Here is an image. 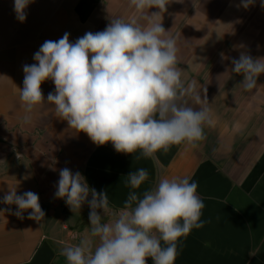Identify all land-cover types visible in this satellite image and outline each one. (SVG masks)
Masks as SVG:
<instances>
[{"label":"crops","instance_id":"0c3cea01","mask_svg":"<svg viewBox=\"0 0 264 264\" xmlns=\"http://www.w3.org/2000/svg\"><path fill=\"white\" fill-rule=\"evenodd\" d=\"M261 3L244 8L242 0H170L162 26L177 39L181 79L195 80L202 98L206 88L215 126L204 128L206 139L196 148L173 145L155 160H135L139 152L118 153L110 142L98 146L56 117L46 102L55 92L51 80L41 85L45 102L34 108L30 124L23 123L20 101L23 66L36 63L45 41L67 32L74 43L103 31L113 18L130 21L137 14L129 0H33L23 23L14 0H0V201L10 189L32 191L45 212L38 222L28 219L30 209L21 219L13 214L16 205L0 202V264H67L59 242L78 243L72 237L90 227V208L85 203L73 213L55 196L64 168L106 192L114 211L123 208L132 191L125 179L138 168L149 173L138 193L161 176L188 177L198 184L205 223L180 239L175 264H264V74L246 92L239 86L242 74L231 72L241 52L264 58Z\"/></svg>","mask_w":264,"mask_h":264},{"label":"clouds","instance_id":"9594fccd","mask_svg":"<svg viewBox=\"0 0 264 264\" xmlns=\"http://www.w3.org/2000/svg\"><path fill=\"white\" fill-rule=\"evenodd\" d=\"M32 2L14 0L19 22L26 20ZM169 3L129 0L137 14L130 21L113 18L103 31L87 32L74 43L67 32L57 41H45L34 54L36 63L23 66V123L30 124L34 108L45 102L41 85L51 80L55 92L46 102L54 105L56 117L98 146L110 142L118 153L139 152L135 160H155L157 152L167 153L173 145L196 148L206 139L204 128L214 127L215 120L206 88L202 98L195 80L185 84L181 79L177 39L162 26ZM253 3L242 0L244 8ZM153 8L157 11L150 12ZM231 63V72L243 76L239 86L244 91L258 87L264 58L241 52ZM59 176L55 196L64 199L73 213L85 203L90 208V227L72 237L78 243L59 242V255L67 264H147L148 258L153 264H175L180 239L204 226L205 204L198 184L188 177L161 176L154 187L138 193L149 179L148 171L138 168L125 179L132 191L123 208L114 211L108 194L90 188L80 172L64 168ZM0 202L16 205L13 214L18 218L29 209L28 219L38 222L45 217L39 196L32 191L17 195L10 189Z\"/></svg>","mask_w":264,"mask_h":264},{"label":"built area","instance_id":"2783aa9c","mask_svg":"<svg viewBox=\"0 0 264 264\" xmlns=\"http://www.w3.org/2000/svg\"><path fill=\"white\" fill-rule=\"evenodd\" d=\"M147 264H151V263L149 262V260H147Z\"/></svg>","mask_w":264,"mask_h":264}]
</instances>
